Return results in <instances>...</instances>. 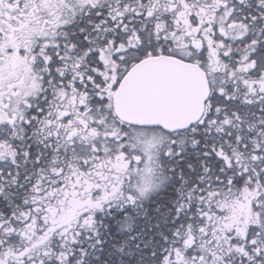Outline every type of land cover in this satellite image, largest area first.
<instances>
[{
	"label": "snow or ice",
	"instance_id": "6c2138e0",
	"mask_svg": "<svg viewBox=\"0 0 264 264\" xmlns=\"http://www.w3.org/2000/svg\"><path fill=\"white\" fill-rule=\"evenodd\" d=\"M0 264H264V0H0Z\"/></svg>",
	"mask_w": 264,
	"mask_h": 264
}]
</instances>
